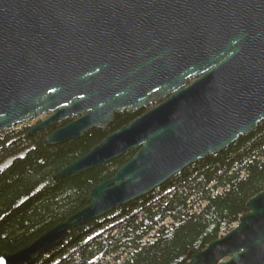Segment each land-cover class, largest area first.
<instances>
[{
    "label": "water",
    "instance_id": "water-1",
    "mask_svg": "<svg viewBox=\"0 0 264 264\" xmlns=\"http://www.w3.org/2000/svg\"><path fill=\"white\" fill-rule=\"evenodd\" d=\"M154 108L53 177L138 150L87 206L0 264H34L68 234L230 149L264 121V0H0V134L51 114L29 136L57 147ZM189 264H264V192Z\"/></svg>",
    "mask_w": 264,
    "mask_h": 264
},
{
    "label": "trees",
    "instance_id": "trees-1",
    "mask_svg": "<svg viewBox=\"0 0 264 264\" xmlns=\"http://www.w3.org/2000/svg\"><path fill=\"white\" fill-rule=\"evenodd\" d=\"M146 111L125 112L115 124L57 147L31 127L0 134V256L12 254L84 209L83 200L112 179L138 150L73 175L53 177ZM264 192V121L228 150L187 168L161 188L72 230L34 264H189L190 252L231 232L247 203Z\"/></svg>",
    "mask_w": 264,
    "mask_h": 264
},
{
    "label": "flooded vegetation",
    "instance_id": "flooded-vegetation-1",
    "mask_svg": "<svg viewBox=\"0 0 264 264\" xmlns=\"http://www.w3.org/2000/svg\"><path fill=\"white\" fill-rule=\"evenodd\" d=\"M155 107V105H150L148 108H146V109H142V110H145L146 112H148L149 110H151L152 108H154ZM139 111H141V110H139ZM145 112V113H146ZM123 113H125V112H120V113H117L116 114V120H115V122L117 121V119H118V116L119 115H121V114H123ZM144 113V114H145ZM51 114H48V115H44L43 116V118L42 117H39V118H36V119H34V120H36L37 122H36V124L35 125H33L32 127H31V129L34 127V126H36L38 123H40V122H42L43 120H45L46 118H48L49 116H50ZM141 117V116H140ZM38 119V120H37ZM71 119V121L70 122H72V121H74V120H76V118H70ZM34 120H32V121H34ZM69 122V123H70ZM115 122L113 123V124H115ZM112 124V125H113ZM56 126V125H55ZM55 126H53L52 128H54ZM110 127V126H109ZM52 128H50V129H52ZM50 129H48V130H50ZM57 130V129H56ZM47 131V130H46ZM55 131V130H54ZM53 131V132H54ZM52 132V133H53ZM50 135V134H49Z\"/></svg>",
    "mask_w": 264,
    "mask_h": 264
},
{
    "label": "rangeland",
    "instance_id": "rangeland-1",
    "mask_svg": "<svg viewBox=\"0 0 264 264\" xmlns=\"http://www.w3.org/2000/svg\"><path fill=\"white\" fill-rule=\"evenodd\" d=\"M42 118H43V116H42ZM38 120V119H37ZM36 120H34V121H30V122H27V123H25V124H23L22 126H18V127H23V126H28V127H32L33 125H35L36 124ZM18 127H15V128H18Z\"/></svg>",
    "mask_w": 264,
    "mask_h": 264
}]
</instances>
